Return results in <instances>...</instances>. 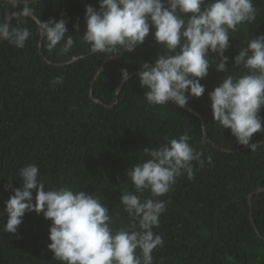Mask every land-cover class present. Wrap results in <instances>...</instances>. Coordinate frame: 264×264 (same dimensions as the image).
Returning <instances> with one entry per match:
<instances>
[{
    "label": "trees",
    "instance_id": "obj_1",
    "mask_svg": "<svg viewBox=\"0 0 264 264\" xmlns=\"http://www.w3.org/2000/svg\"><path fill=\"white\" fill-rule=\"evenodd\" d=\"M253 4L256 20L230 34L225 52L228 71L238 75L244 70L233 58L252 37L264 35V0ZM89 5L99 10V0H34L31 5L42 21L68 20L74 45L67 54L60 45L49 50L32 19L21 25L32 32L23 49L0 42V210L12 189L22 188L19 170L34 164L45 191L68 186L95 194L112 215L114 230L126 228L130 218L119 200L125 189L134 191L128 169L150 159L145 149L187 134L203 163L193 161V178L177 177L158 198L166 202V211L153 231L164 243L153 250V264H264V190L257 192L264 188V131L253 134L257 148L251 151L213 120L208 93L225 73L210 63L200 80L205 93L188 97L185 107L198 116L172 102L150 105L138 73L143 63L165 54L155 29L130 53H92L82 39ZM9 10L0 0V18ZM15 25L13 19L10 28ZM215 59L217 54L209 53L210 62ZM122 69L129 72L127 82L121 80ZM58 77L62 83L53 85ZM260 116L264 120V107ZM150 196L146 190L142 199ZM6 222L0 216V229ZM50 225L43 213L33 211L25 213L16 234L0 230V264H60L47 247Z\"/></svg>",
    "mask_w": 264,
    "mask_h": 264
},
{
    "label": "clouds",
    "instance_id": "obj_2",
    "mask_svg": "<svg viewBox=\"0 0 264 264\" xmlns=\"http://www.w3.org/2000/svg\"><path fill=\"white\" fill-rule=\"evenodd\" d=\"M3 2L10 10L0 18V42L23 49L32 32L21 25L32 19L49 50L60 45V51L67 54L72 49L74 39L67 34V19L42 21L31 6L34 0ZM16 8L19 10H13ZM256 17L253 0H99V10L86 6L82 39L90 52L111 56L134 51L154 28V39L165 54L154 63H143L138 73L150 105L172 102L183 108L189 96L201 97L205 87L200 80L207 76L210 63H215L225 76L208 93L213 120L230 129L238 144L255 151L257 145L251 138L264 131L260 116L264 107V35L252 37L233 58L243 74L228 71L225 52L230 34ZM13 19L16 25L10 28ZM209 53L217 54L218 59L210 62ZM121 73L122 82H127L129 72L122 69ZM52 83H62V79ZM190 139L187 134L165 138L159 147L144 150L150 159L128 169L134 191L125 189L119 200L130 218L126 228L114 230L112 215L95 194L68 186L45 191L38 166L29 164L18 173L22 188L12 189L14 194L0 210V216L7 217L0 230L16 234L25 213L34 211L51 221L47 247L60 264H153V250L164 243L153 231L166 211V202L158 198L171 190L177 177L193 178V161L203 163L202 153L191 146ZM146 190L151 196L142 199Z\"/></svg>",
    "mask_w": 264,
    "mask_h": 264
},
{
    "label": "water",
    "instance_id": "obj_3",
    "mask_svg": "<svg viewBox=\"0 0 264 264\" xmlns=\"http://www.w3.org/2000/svg\"><path fill=\"white\" fill-rule=\"evenodd\" d=\"M76 59H77V58L74 57V58H72V59L70 60V62H71V61H74V60H76ZM101 69H102V68H101ZM95 102H97V101H95ZM183 108L186 109L188 112L192 113L193 115L198 116V114L195 113L194 111H192L191 109H188L187 107H183ZM201 124H202V128H203V134H204V136H206L203 121H201ZM263 190H264V188L258 190L257 192H260V191H263Z\"/></svg>",
    "mask_w": 264,
    "mask_h": 264
}]
</instances>
